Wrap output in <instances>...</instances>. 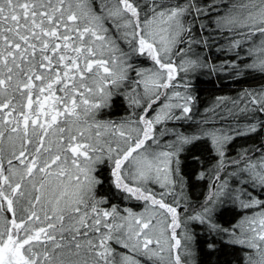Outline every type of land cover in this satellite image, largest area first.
<instances>
[{
  "label": "snow or ice",
  "instance_id": "1",
  "mask_svg": "<svg viewBox=\"0 0 264 264\" xmlns=\"http://www.w3.org/2000/svg\"><path fill=\"white\" fill-rule=\"evenodd\" d=\"M217 37L239 61L225 67L264 81V0H0V264H196L193 235L176 232L178 153L203 140L222 160L227 142L264 132L262 82L233 101L236 126L227 133L206 118L158 150L157 125L191 119L193 98L178 91L184 103L157 110L161 96L172 99L161 89L173 87V57L210 48ZM140 58L153 67H140ZM114 98L128 113L105 119ZM231 164L228 176L240 187L213 185L202 212L188 219L243 245L239 264H264V142ZM104 166L144 212L98 196ZM150 183L168 191L158 199ZM224 196L259 211L223 228L212 214Z\"/></svg>",
  "mask_w": 264,
  "mask_h": 264
},
{
  "label": "trees",
  "instance_id": "2",
  "mask_svg": "<svg viewBox=\"0 0 264 264\" xmlns=\"http://www.w3.org/2000/svg\"><path fill=\"white\" fill-rule=\"evenodd\" d=\"M226 43V40L221 37H217L216 43L212 44L210 48L193 45L192 50L189 51L191 52V56L193 55L192 57L195 59L201 56L202 60L207 62L209 65L207 67V71L209 73L211 71L213 72V70H211V66L213 65L221 70L219 72L214 71V73L208 78L194 76L191 80L190 90L192 92L191 97L193 99L191 101L192 111L190 116L194 117L195 120H187V124L191 125L187 126V128L184 127L182 122L169 123L170 125L178 124L180 132L184 135H191L192 133L198 131V128L193 125L203 121L201 120L202 117H200V112L207 106L206 103L208 101H211L209 105H211L212 102L216 103L218 100H221L222 102H233L234 100H238L240 93L244 89L258 87L262 82H264L255 76L238 77L230 68L225 67L228 62H239L236 61L235 51L229 52L225 47H223ZM184 47L187 49V45H184ZM187 52L188 51L185 53ZM199 53H201V55H199ZM240 55L241 57H244L245 53L240 51ZM123 102L124 101L121 98H114L112 108L106 109V111L103 112V117H119V114H123L127 108ZM221 117H224V119H221ZM220 119L221 123H219V125L217 124L218 127H221L222 125L225 128L236 126V119L230 114L223 115L221 112V114H218L216 121H219ZM240 123H244L242 118ZM262 142H264V132H258L249 136H238L225 144L224 157L222 160L218 155H216L217 152L208 141L202 140L194 145L185 146L178 154L179 173L178 175L174 174L176 180L179 181L182 178V186L186 189L185 194L187 198L184 199V201L182 200L186 205H183L184 207L179 209V214L184 217L189 216L191 211H196L198 207H201L209 181L207 172L212 166L218 165L219 161V167L220 164L223 165L219 176L225 177L228 172L234 168L231 161L233 159H237L239 157V153L243 152L245 149H254ZM99 175L103 180V184H101L97 189L98 196L106 197L110 205L121 206L129 204L133 206L136 204L133 203L131 199H129L128 202L127 200L124 202L122 201L124 199V195L123 193L117 191L112 185L110 171L107 166L99 169ZM215 181L216 178L214 177L211 181H209L210 185ZM240 212L241 209L235 210L231 204H226V206L221 207V212H219V214H217L212 221L217 225L228 229L238 220ZM207 224V226L204 227H202L203 225L198 226L200 227V230L192 234L194 237V248L196 250V264H239L243 245L231 243L229 240L230 238L227 237L228 234L212 230L209 231L208 228H210V226L208 222Z\"/></svg>",
  "mask_w": 264,
  "mask_h": 264
},
{
  "label": "rangeland",
  "instance_id": "3",
  "mask_svg": "<svg viewBox=\"0 0 264 264\" xmlns=\"http://www.w3.org/2000/svg\"><path fill=\"white\" fill-rule=\"evenodd\" d=\"M187 53H183V54H181L179 56H174L173 57V60L175 61V64L177 66V72L175 74V79L171 82L173 87H170V88H168L166 90L165 89H161V92H167L168 96H171L172 99L169 101V100H166L164 96H161V100L157 102V110H159V106H161L163 103H184V100L176 98L173 94L178 91V92L181 93L182 96H188V95L191 96L192 92L190 90V87H191V82H192L191 80L193 79V77L194 76H197V77L201 76L202 78H204V77L208 78L209 76H211V74L214 73V71L213 72L211 71L209 73L207 71V67H200V66L191 67L189 65V63H188L189 61H197V64H201V63H204V60H202L201 56H199V57H197L195 59L194 57H192L193 55L191 56V54H190L191 52H189V51ZM199 55H201V53H199ZM182 61L184 62L183 64H181ZM138 65L140 67H143V68H151V67H153L152 62L150 60L145 59V58H140L139 61H138ZM181 67L187 68L188 70L187 71H182V70H180ZM220 70L221 69L216 68L215 72H219ZM186 85H187V87H186ZM217 102H221V103H217ZM217 102L216 103L212 102V104L209 105L211 103V101H208L206 103L207 106L201 110L200 117H202L201 120H205L206 118H211L212 121H213V126L214 127L222 129L224 132L227 133L230 128L235 127V126H231L229 128H227V127L225 128L222 125L221 127H218L217 124L219 125V123H221V119L219 121H216V120L218 118V114H221V112H222L223 115H226V114H229V109H233V111H235L234 106H233V102H230V101H229L230 103L226 102V101L222 102L221 100H218ZM123 103L125 104V102H123ZM190 106H191V104H190ZM126 107H127V105H126ZM104 111H106V109ZM173 111L177 115L180 114V110L178 108L177 109H173ZM127 113H128V108L125 109L123 114L120 113L119 117L110 118V119L118 120L121 117L126 116ZM103 118L109 119V117H103ZM192 119L195 120V118L191 116L190 120H192ZM170 122H173V123L174 122H176V123H181L182 122L184 124L185 128H187V126H191L190 124H187V120H185V119L168 120V121H165V122L161 123L160 125H157L156 135H157V138L160 140V149H158V150H169V149H167L166 146L169 145V144H174V142L176 141V134L177 133H181L178 124H175V125L171 124L170 125L169 124ZM198 125H200V123L195 124L193 126H196L198 128ZM171 126H173V127H171ZM161 133H163V135H161ZM224 149H225V146H224ZM216 155H218V153H216ZM220 166H221V164H220ZM173 167H175V165H173ZM218 168H219V174H220L221 167H219V161H218V165H214L208 170L207 177H208L209 181H211L216 176ZM233 170H234V168H232L228 173L232 172ZM173 178L175 179V177H173ZM221 178L222 179L220 181L216 180L214 183L212 182L211 185H210V183L208 181L207 188H206L207 190H206L204 199L202 201L203 204L201 205V207H198V209L196 211L189 210V211H191V214L189 216H185L184 217V216H182L180 214L179 219H180V222H181V228H178L176 230L178 237L181 235V233L184 230H187L191 234H194L195 232H198L200 230V227H198V226H202L203 225L202 227H204V226L208 225L207 221H206V224H207L206 225L205 223H201L199 220H190L188 218L191 217V216L196 215L197 213L202 212L203 206L205 204V201L207 200L209 195H211L213 192L216 191L215 187L214 186L212 187V185H215V184H218V183H222L223 180L226 179V180H228L230 189L231 188L240 187V185H238V184L233 182V179L231 177H229L228 174L225 177H221ZM182 185L178 182L176 184V187H175V194H176L175 195V199H177L179 201L178 211H179L180 208L184 207L183 205H186L185 202H183L184 199L187 198L186 194H185V190L186 189ZM148 187L151 188L157 194V198L158 199L160 198L159 193L161 191H168L167 189H161L158 184H151L150 183L148 185ZM183 191H184V193H183ZM123 195L125 196L124 193H123ZM130 199L132 200L133 203H136V204H134L133 206H131L129 204H125V205H121V206H117V207L119 209H121V211L123 209H125V208H129L135 213L144 212L145 205H144L143 201H138V200H136L134 198H130ZM221 199H222V202L215 208V210H214V212L212 214V219H214V217L217 214H219V212H221V207L226 206V204H231V206H233L235 210L241 209L239 207V205L236 204V203H233V201L228 196H224ZM126 200H127V202L129 201V199H123L122 201L124 202ZM173 200H174V197L172 195H167L165 197V202L166 203H173ZM256 211H259V209H249V210H242L241 209V212L239 214L238 220L232 225V227L234 225H237L245 215L251 216L253 214V212H256ZM160 212H164V210L163 209H159L157 211V215L158 216H159ZM147 214H150V213H146V215ZM232 227H230L228 229L231 230ZM208 229H209V231H211L210 228H208ZM227 237L230 238L229 235H227Z\"/></svg>",
  "mask_w": 264,
  "mask_h": 264
}]
</instances>
